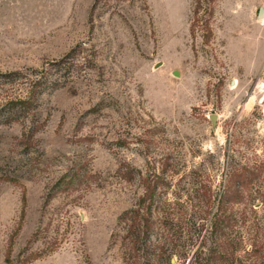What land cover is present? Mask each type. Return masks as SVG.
Here are the masks:
<instances>
[{
    "label": "rangeland",
    "instance_id": "obj_1",
    "mask_svg": "<svg viewBox=\"0 0 264 264\" xmlns=\"http://www.w3.org/2000/svg\"><path fill=\"white\" fill-rule=\"evenodd\" d=\"M260 9L0 0V74L54 82L25 115L0 112V264H189L232 171L246 194L231 206L237 232L263 248ZM4 82L2 96L28 89ZM150 203L160 257L131 241Z\"/></svg>",
    "mask_w": 264,
    "mask_h": 264
},
{
    "label": "trees",
    "instance_id": "obj_2",
    "mask_svg": "<svg viewBox=\"0 0 264 264\" xmlns=\"http://www.w3.org/2000/svg\"><path fill=\"white\" fill-rule=\"evenodd\" d=\"M37 75V72L22 74L17 71L0 74V79L5 81L4 84L25 83L28 86L25 95H21V92L6 94V96L0 94V112L7 108L6 113H8V116L10 115L9 120L15 119L14 117L17 115H25L29 112L34 107L36 95L43 92L49 85H53L54 82L45 77L44 73L43 76ZM0 91L3 90L0 89ZM243 190L244 186L243 182H240L239 174L232 171L225 185V192L220 199L219 210L211 223V229L202 236L200 244L190 257L189 264H244L240 260L242 256H250L256 261L255 263L250 260L246 264H264V247L259 248L260 246L251 243L246 246L243 237L236 229L238 220L231 206L245 197V190ZM132 220L134 222L132 221V225L129 226L133 236L132 246L135 247L143 242L145 249H151L154 254L157 253L159 257L162 256L166 244H161L163 245L161 246L160 244L152 243L151 245V243H148L155 228L152 204L148 205L147 214L140 217L139 213L136 212ZM162 226L165 227V222L162 223ZM171 257L172 255L169 256V259ZM156 264L166 263L159 260ZM167 264H170V260Z\"/></svg>",
    "mask_w": 264,
    "mask_h": 264
},
{
    "label": "water",
    "instance_id": "obj_3",
    "mask_svg": "<svg viewBox=\"0 0 264 264\" xmlns=\"http://www.w3.org/2000/svg\"><path fill=\"white\" fill-rule=\"evenodd\" d=\"M259 16H260V18H262V16H264V10L263 9H260ZM211 120L213 122H215V120H216L215 116L211 117Z\"/></svg>",
    "mask_w": 264,
    "mask_h": 264
}]
</instances>
